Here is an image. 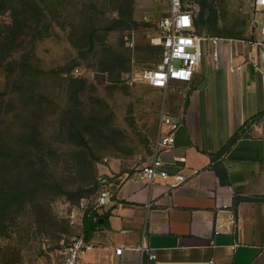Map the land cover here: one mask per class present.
I'll return each mask as SVG.
<instances>
[{
	"label": "rangeland",
	"instance_id": "1",
	"mask_svg": "<svg viewBox=\"0 0 264 264\" xmlns=\"http://www.w3.org/2000/svg\"><path fill=\"white\" fill-rule=\"evenodd\" d=\"M19 1L0 0V264H58L105 185L155 153L164 93L138 76L169 0H49L37 36L13 38ZM232 9L250 28L249 3Z\"/></svg>",
	"mask_w": 264,
	"mask_h": 264
},
{
	"label": "crops",
	"instance_id": "2",
	"mask_svg": "<svg viewBox=\"0 0 264 264\" xmlns=\"http://www.w3.org/2000/svg\"><path fill=\"white\" fill-rule=\"evenodd\" d=\"M233 3L218 0L206 30L227 39L219 62L206 57L191 83L161 90L179 125L158 155L170 179L147 187L121 172L98 211L105 222L82 234L90 264H264V55ZM175 175L186 180L172 188Z\"/></svg>",
	"mask_w": 264,
	"mask_h": 264
},
{
	"label": "built area",
	"instance_id": "3",
	"mask_svg": "<svg viewBox=\"0 0 264 264\" xmlns=\"http://www.w3.org/2000/svg\"><path fill=\"white\" fill-rule=\"evenodd\" d=\"M250 12V29L254 45L262 49L264 55V0H254ZM197 5L192 6L188 0H169V11L157 22L155 45L160 47V61L152 68L144 69L138 79L149 87L159 90L168 89L173 83H191L203 60L208 57L212 65L220 60V48L226 38L198 33L195 21L198 16ZM127 45L133 46L130 39L125 38ZM264 83V75H263ZM159 138L156 142L153 157L137 171L138 178L147 186L152 187L158 181H167L170 175L165 164L158 158L160 153L175 146V132L178 124L163 114L160 123ZM170 187L174 188L185 182V177L175 175ZM112 192L105 185L97 199L99 210L110 203ZM95 246L83 235L73 237L63 247L58 264H90L87 257ZM122 249H116L120 255ZM264 256V251L263 254ZM149 260L154 255L150 254ZM212 264V263H210Z\"/></svg>",
	"mask_w": 264,
	"mask_h": 264
},
{
	"label": "trees",
	"instance_id": "4",
	"mask_svg": "<svg viewBox=\"0 0 264 264\" xmlns=\"http://www.w3.org/2000/svg\"><path fill=\"white\" fill-rule=\"evenodd\" d=\"M22 9L23 16L21 17V21H18L17 17L13 18V27L14 31H12L13 38L17 37L20 34H28L32 36H37L39 33V24L44 18L43 11H48L49 9V0H20L19 1ZM44 5L42 8L41 6ZM208 12V13H207ZM41 20V21H40ZM217 23V13L215 10H209L208 0L200 1V14L197 16L195 21V28L198 33H203L204 30H213L214 26ZM27 35V36H28ZM100 220L105 222V218L98 215H92L91 217L85 219L84 221V235H89L92 231H94L97 226L100 225Z\"/></svg>",
	"mask_w": 264,
	"mask_h": 264
},
{
	"label": "water",
	"instance_id": "5",
	"mask_svg": "<svg viewBox=\"0 0 264 264\" xmlns=\"http://www.w3.org/2000/svg\"><path fill=\"white\" fill-rule=\"evenodd\" d=\"M100 222H102V220H100Z\"/></svg>",
	"mask_w": 264,
	"mask_h": 264
}]
</instances>
